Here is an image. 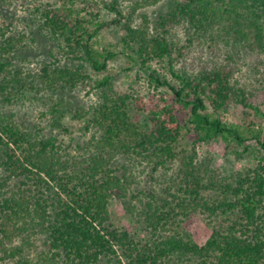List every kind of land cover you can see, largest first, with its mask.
<instances>
[{"label":"trees","instance_id":"obj_1","mask_svg":"<svg viewBox=\"0 0 264 264\" xmlns=\"http://www.w3.org/2000/svg\"><path fill=\"white\" fill-rule=\"evenodd\" d=\"M104 6L122 26L123 52L189 117L182 122L166 105L142 123L112 76L95 81L93 102L76 100L92 80L88 67L102 72L115 54L91 42L103 22L91 30L78 16L36 6L28 35L0 27V264H264V158L225 172L196 151L218 136L250 142L208 106L264 113V84H241L231 64L234 51L264 57V0H171L143 25L117 0ZM185 25L190 43L209 38L226 60L177 68L175 53L181 57L184 47L173 36ZM152 60L169 63L173 82ZM189 134L192 148L182 145ZM253 138L264 150V137ZM114 198L138 216L139 232L114 224ZM197 213L211 230L204 244L190 229Z\"/></svg>","mask_w":264,"mask_h":264},{"label":"rangeland","instance_id":"obj_2","mask_svg":"<svg viewBox=\"0 0 264 264\" xmlns=\"http://www.w3.org/2000/svg\"><path fill=\"white\" fill-rule=\"evenodd\" d=\"M112 0H7L0 4V27L9 28L8 34L28 35L30 30V19L35 7L55 8L63 15L89 22L91 30L96 25L103 22V27L98 31L97 36L92 39L96 49L102 54L114 52L115 54L108 61L107 68L102 72H95L88 67L92 80L86 84H81L74 93L76 100L82 104H89L95 100V92L92 86L96 80L105 76H112L115 88L120 93L131 96L130 113L133 118L145 124L153 112L159 111L166 105L173 108L174 113L182 122L187 121L190 109L183 107L174 100L172 92L164 86H158L141 68L133 63L130 57L122 50L121 38L123 36L122 26L114 21L116 15L107 10L104 2ZM120 8L125 10V14L132 15L134 25L150 24L157 20L160 15L166 13L171 7V0H162L152 3L150 0H117ZM123 19L122 17H120ZM187 25L181 26L174 31L173 41L178 47L183 46V55L175 53V65L177 68H199L205 61L210 62L212 58L221 61L226 60L225 51L215 46L214 42L205 37H195L192 43L187 37ZM23 42L28 43V36L23 38ZM233 52V51H232ZM264 57L257 55V51L246 49L242 54L233 52L231 64L235 70V79L241 84L249 87H261L264 84ZM151 67L155 69L162 78H167L173 82L174 78L169 72V63L158 60L150 61ZM33 66V65H32ZM33 68H37L33 66ZM27 104L29 102L27 101ZM39 106V105H38ZM33 118L39 119L41 115L40 106L33 105ZM264 112V107L262 108ZM207 112L216 117L219 116L224 121L230 122L238 127L244 134L248 143L239 144L235 140H226L218 136L211 141L198 143L196 151L199 158L212 160L213 168L219 171H231L236 168L243 169L256 166L264 158V150L260 145H254L255 134L264 137V113L255 114L243 113L240 108H235L231 112L217 113L208 106ZM81 124L74 121L75 136L81 135ZM194 134H189L183 141V146L192 148L191 141ZM248 144V147H247ZM250 144V146H249ZM125 204L118 198H114L109 205L114 224L120 228H126L131 232H139L141 226L138 223V216H132L124 209ZM191 232L194 239L199 244H204L211 234L200 213L195 215L191 224Z\"/></svg>","mask_w":264,"mask_h":264}]
</instances>
